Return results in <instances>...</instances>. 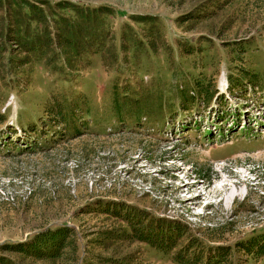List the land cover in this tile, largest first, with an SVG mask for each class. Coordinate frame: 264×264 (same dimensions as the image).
Returning <instances> with one entry per match:
<instances>
[{"label": "rangeland", "instance_id": "rangeland-1", "mask_svg": "<svg viewBox=\"0 0 264 264\" xmlns=\"http://www.w3.org/2000/svg\"><path fill=\"white\" fill-rule=\"evenodd\" d=\"M3 1L0 245L67 225L78 248L2 253L264 264L247 247L264 231V0H51L96 10L56 8L75 19L70 35L38 22L27 32L23 0ZM53 95L76 103L80 135L41 122Z\"/></svg>", "mask_w": 264, "mask_h": 264}, {"label": "trees", "instance_id": "trees-1", "mask_svg": "<svg viewBox=\"0 0 264 264\" xmlns=\"http://www.w3.org/2000/svg\"><path fill=\"white\" fill-rule=\"evenodd\" d=\"M40 3L42 5H39L34 2H29L28 0H23L22 3H20V6L26 7V9L23 8L26 12L24 13V16L27 17V21L25 23L19 22V26H22L25 28V30L28 32L32 29L33 23H40L45 30L49 29L50 27L53 29H57V31L66 28L67 33L73 34L75 31V19H72L71 17L62 16L58 13H56V8H59L61 10H69L70 12L75 11L79 14L83 15L85 18H89L93 16V13L96 11L95 9H81L78 5L73 4L69 1H59L55 4L52 3L51 0H41ZM4 9V1L0 0V13L1 10ZM110 13L111 11H106ZM25 31V32H26ZM68 34L66 35V41L69 44H76L77 41H74L71 39ZM87 36V35H86ZM35 37L31 41L29 45L25 44L23 45L27 50L31 51L34 49H39V45L41 42L40 37L34 35ZM25 39H29V36L27 38V35H25ZM19 44V43H16ZM113 104L115 108H120L121 103L119 101L118 96H115L113 99ZM77 105L73 101H68L66 97H59L57 95L51 96V98L48 101L47 105V114L48 116L41 121L44 125H48L52 122L54 127H58L61 129L62 127L64 130H73L74 134L80 135L79 133L81 131L80 127L75 124L76 118H78L83 124L86 120L84 119V116L80 115L78 116L76 112ZM85 115L88 114V111L84 113ZM78 116V117H77ZM73 124V125H72ZM72 125V126H71ZM71 126V128H70ZM51 127V126H50ZM52 131L53 129L50 128ZM53 131V137L51 140L58 139V133L57 130ZM36 130V125H33L31 127V131ZM47 134V133H46ZM76 136V135H75ZM56 137V138H55ZM54 142V141H52ZM127 222L129 225L133 223L132 221L127 219ZM134 224V223H133ZM74 231V228L64 225L63 227H56L53 229H48L46 231H43L39 234H36L32 236L28 241H22V242H16V243H5L0 245V264H13L12 259L5 255V253L2 252H27L29 254H35L39 257H58L60 255L61 249L72 246L75 250L78 248L77 239L74 241H67L69 236H72V232ZM247 247L249 248L248 251L250 254L255 255H262L264 256V231L259 232L257 235L252 236L247 244Z\"/></svg>", "mask_w": 264, "mask_h": 264}]
</instances>
